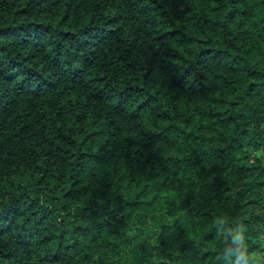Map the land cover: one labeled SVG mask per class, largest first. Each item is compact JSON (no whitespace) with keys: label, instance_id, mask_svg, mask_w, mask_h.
Listing matches in <instances>:
<instances>
[{"label":"trees","instance_id":"trees-1","mask_svg":"<svg viewBox=\"0 0 264 264\" xmlns=\"http://www.w3.org/2000/svg\"><path fill=\"white\" fill-rule=\"evenodd\" d=\"M0 264H264V0H0Z\"/></svg>","mask_w":264,"mask_h":264}]
</instances>
